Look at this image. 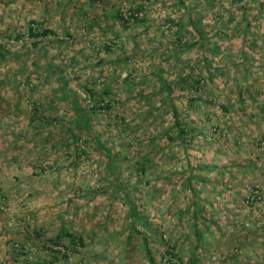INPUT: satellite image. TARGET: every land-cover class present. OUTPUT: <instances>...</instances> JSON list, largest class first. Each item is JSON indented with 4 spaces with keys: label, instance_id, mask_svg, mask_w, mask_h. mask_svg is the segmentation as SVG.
Segmentation results:
<instances>
[{
    "label": "rangeland",
    "instance_id": "374dc122",
    "mask_svg": "<svg viewBox=\"0 0 264 264\" xmlns=\"http://www.w3.org/2000/svg\"><path fill=\"white\" fill-rule=\"evenodd\" d=\"M136 1L0 0V264H150L143 236L127 237L120 182L151 222L147 239L163 235L149 242L157 264H264V15L250 30L262 48L242 64L240 35L217 40L218 54L188 49L199 39L177 0L145 2L144 23L115 17ZM186 4L206 31L226 26L201 0ZM205 52L212 78L169 97L163 81L206 73ZM77 114L88 125L69 145ZM192 202L204 205L199 240L183 235ZM63 229L84 242L48 249ZM171 247L181 260L161 259Z\"/></svg>",
    "mask_w": 264,
    "mask_h": 264
},
{
    "label": "trees",
    "instance_id": "16d2710c",
    "mask_svg": "<svg viewBox=\"0 0 264 264\" xmlns=\"http://www.w3.org/2000/svg\"><path fill=\"white\" fill-rule=\"evenodd\" d=\"M147 1L151 0H141L138 2L136 1V5L134 7L130 8V14L129 17L127 14L123 11H118L115 15L116 18H118L122 22H128L129 19L134 20L135 22H140L144 23L145 22V7ZM202 2L206 3L207 8L210 7V10L213 12L215 15L214 18H216L218 21H222L226 23L225 25H222L221 27L217 28L215 31L212 29L208 32L205 29L204 25V15L201 11H195L193 8L189 7L186 4V0H177V6L184 10L185 16L188 17V25L191 27V35H196L199 39V41H195L194 43H188L187 42V48L190 49L193 46H204V42H208V46H210L209 50L210 53L212 54H218L222 52V44L218 43L217 40H222L225 41L227 38L230 39V37H234L233 35H240L242 37L241 39V61L242 64H246L250 62L249 57L254 54L256 55L257 52L259 53L262 46L260 45L259 37L256 34V28L253 29L251 32L250 30L253 28L252 24L253 22H257L259 20V17L264 15V0H229V3L227 5H218L219 0H201ZM146 2V3H145ZM194 12L197 13V15H201L200 17H194ZM254 12V13H253ZM250 14L252 15V18L250 17ZM225 16H227V21L225 20ZM179 28H178V34L181 32V30L184 29L183 26V19L180 20V22L177 23ZM220 24V23H219ZM207 27V26H206ZM231 31V32H230ZM36 29L31 27L29 30V35L32 38L36 37H42L46 35L47 33L51 31H43L42 33H35ZM230 33V34H228ZM249 35V36H248ZM250 39L249 42L247 40ZM248 44V45H247ZM36 45V43H35ZM110 49V47H107ZM206 54L204 55L205 57L203 58V68L206 73H200L199 77L194 75L195 70L192 71V73L187 74L186 76L179 77L177 80L172 81V82H167L163 81V87L162 90H165L169 97L171 96L172 92L175 89H178L180 91H189V92H195V94L203 88V82L207 77L210 79L212 78V73L210 72V68L212 66V61L209 58V53L205 52ZM211 56V55H210ZM228 68H222L218 67L214 69V72H217L218 74H221L225 76V74L229 73ZM161 90V89H160ZM161 90V91H162ZM163 91V92H165ZM240 94L242 95L241 91ZM195 100H202V97H196V99L190 98L189 101L191 104L195 103ZM105 108L109 109L110 104L107 103L105 105ZM36 114V113H34ZM173 115L175 118V125L177 128H179V133L181 136V139L183 141H187L186 137L190 138V141L193 140L196 135L194 132H196V129L192 127H181L183 123L179 120V116L177 113V109L173 110ZM85 120L84 115L77 114L76 118L72 120V123H74V127H71L67 129L66 138H63V142L68 143L69 145H77L80 140V136L76 133L78 130L77 128H81V125L83 126L88 125V121ZM37 120L36 117L32 118V121L35 123ZM47 124H50L49 119H47ZM39 124L41 125L42 119L38 120ZM39 126V125H38ZM85 127V126H84ZM83 127V128H84ZM192 132V135H191ZM110 157V156H108ZM149 162V159H142L141 162H138L137 164V171L138 173H146V164ZM208 168V167H205ZM242 172V171H241ZM194 178V176L190 177V179ZM120 179V178H119ZM116 178V180H119ZM202 182L207 183L208 179L207 178H201L200 179ZM214 185L218 184L217 182L213 183ZM120 188L124 192V205L127 208L126 214H125V223L127 224V228L130 232L129 235H127L129 240H132L131 233L136 232L138 234H141L143 236V243L145 246V250L147 252V257L150 260V264H157L155 258L152 255V250L149 248V242H159V245H163L165 240L163 238V235H161V240L157 241L156 237L157 234L155 233L156 231L150 232L152 235V238L147 239V231L149 232L151 230V222L149 221L148 217L146 214L143 212L139 211V207L136 205L132 195H130V187L123 185L122 182L119 183ZM133 190H138L137 187H133ZM193 208L191 209V219H192V224L191 227H187L184 229L185 231L183 232V235H185V238H189L191 233H194L195 237L199 240L201 238V235L203 234L201 230L203 223L201 222V215L203 214L204 210V205L198 202H192ZM189 209H187V212ZM182 216L185 214L184 211H182ZM181 221L179 220L176 226H179V223ZM205 222V221H204ZM138 227L142 229V231L138 230ZM205 228V227H204ZM183 229V227H182ZM206 228L204 229V231ZM208 230V229H207ZM67 237L69 238V243L71 244L70 247L72 249L77 245V244H82L84 242L83 237L81 234L78 236L75 234V232H69L67 229H63V231L55 236L54 238H50V243L51 245L47 244V248L50 250H55L53 249L54 247H63V240L64 238ZM67 246V248H70ZM172 251H165L168 255L163 254L161 256V259L164 260L167 258V262H170L172 260H181L179 257L178 252L173 251V247H171ZM54 254L58 251H53ZM165 262V261H164ZM176 262V261H175ZM174 262V263H175ZM50 264H54L51 263Z\"/></svg>",
    "mask_w": 264,
    "mask_h": 264
}]
</instances>
